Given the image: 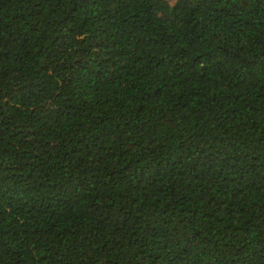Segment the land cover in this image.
<instances>
[{
    "label": "trees",
    "instance_id": "16d2710c",
    "mask_svg": "<svg viewBox=\"0 0 264 264\" xmlns=\"http://www.w3.org/2000/svg\"><path fill=\"white\" fill-rule=\"evenodd\" d=\"M0 264H264V0H0Z\"/></svg>",
    "mask_w": 264,
    "mask_h": 264
}]
</instances>
